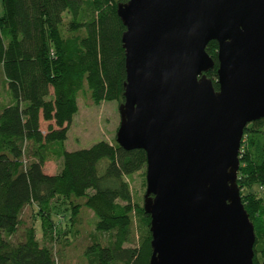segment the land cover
I'll list each match as a JSON object with an SVG mask.
<instances>
[{
    "label": "trees",
    "instance_id": "16d2710c",
    "mask_svg": "<svg viewBox=\"0 0 264 264\" xmlns=\"http://www.w3.org/2000/svg\"><path fill=\"white\" fill-rule=\"evenodd\" d=\"M125 2L2 0L0 264H59V244L80 236L90 214L96 223L82 264H149L150 216L127 182L145 169L146 153L125 151L115 138L89 149L65 146L80 97L123 102L125 28L116 11ZM206 52L217 91V43ZM238 158L237 186L255 233L253 264H264V195L252 192L264 184V119L244 129ZM49 162H60V170L46 173Z\"/></svg>",
    "mask_w": 264,
    "mask_h": 264
},
{
    "label": "water",
    "instance_id": "95a60500",
    "mask_svg": "<svg viewBox=\"0 0 264 264\" xmlns=\"http://www.w3.org/2000/svg\"><path fill=\"white\" fill-rule=\"evenodd\" d=\"M116 12L126 80L115 141L146 153L149 264H253L237 173L244 129L264 119V0H127Z\"/></svg>",
    "mask_w": 264,
    "mask_h": 264
},
{
    "label": "rangeland",
    "instance_id": "374dc122",
    "mask_svg": "<svg viewBox=\"0 0 264 264\" xmlns=\"http://www.w3.org/2000/svg\"><path fill=\"white\" fill-rule=\"evenodd\" d=\"M3 11L2 0H0V13ZM1 90V88H0ZM78 113L74 116L68 131V139L65 143L68 151L89 149L93 145L107 141L112 142L119 125L118 104L115 101L104 102L101 105L88 104L83 97L78 100ZM42 129L48 134V123L42 121ZM60 162H49L45 166V172L55 174L60 170ZM134 201L143 204L146 191L145 169L129 177ZM264 184L252 188V192L262 198L264 195ZM246 192V191H245ZM25 221L31 225L33 212L28 209L25 212ZM38 232L41 233V224L36 220ZM96 219L90 214L81 219L78 226L80 236L73 238L71 244L58 246L59 264H82L85 248L91 243L90 234L94 231ZM40 236V235H39ZM42 242V236L39 237Z\"/></svg>",
    "mask_w": 264,
    "mask_h": 264
}]
</instances>
